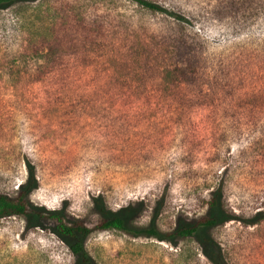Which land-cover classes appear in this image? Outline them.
Returning <instances> with one entry per match:
<instances>
[{"label":"rangeland","instance_id":"obj_1","mask_svg":"<svg viewBox=\"0 0 264 264\" xmlns=\"http://www.w3.org/2000/svg\"><path fill=\"white\" fill-rule=\"evenodd\" d=\"M147 1L172 15L0 6V193L26 186L35 208L161 237L95 231L84 261L51 220L0 217V264H264V0ZM180 30L202 51L166 77ZM203 216L216 223L165 237Z\"/></svg>","mask_w":264,"mask_h":264},{"label":"trees","instance_id":"obj_2","mask_svg":"<svg viewBox=\"0 0 264 264\" xmlns=\"http://www.w3.org/2000/svg\"><path fill=\"white\" fill-rule=\"evenodd\" d=\"M14 0H0V6L11 3ZM139 6L144 7L152 12H161L172 15L170 11L147 0H133ZM181 37H184L183 40ZM181 39V40H180ZM202 43L195 36H187L183 30H180V36L175 38L172 43L171 53L177 58L174 67L166 70L165 76H183L184 73L193 71L191 65H184L183 58L194 52L202 51ZM25 64H22L24 67ZM40 78V77H37ZM39 79H36L38 81ZM31 171V168H30ZM29 190L26 186H20L13 197L0 193V217L34 215L40 219H49L53 223V229L61 237L74 238L76 242L71 246L75 253H81L84 261H87L81 239L95 231H104L110 229L123 230L132 234H143L147 236L161 237V234L153 228L133 229L125 225L124 220L118 216L105 217L100 216L91 223L80 220H69L59 211H50L33 207L27 195ZM216 223V219L210 216L198 218L192 225L181 226L174 231L166 232L165 237H188L196 233L201 227H211Z\"/></svg>","mask_w":264,"mask_h":264}]
</instances>
